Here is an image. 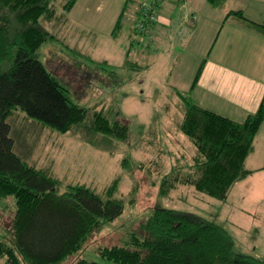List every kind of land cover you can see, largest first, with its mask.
<instances>
[{
  "label": "trees",
  "instance_id": "trees-1",
  "mask_svg": "<svg viewBox=\"0 0 264 264\" xmlns=\"http://www.w3.org/2000/svg\"><path fill=\"white\" fill-rule=\"evenodd\" d=\"M75 1L65 0L58 7L57 0H0V200L11 197L14 204L12 240L0 239V256L9 264H62L81 250L91 232L124 209L123 199L115 195L118 175L100 194L83 183H66L50 164L38 167L28 160L34 148L31 135L38 139L47 126L110 154L117 151L118 141H126L130 135L115 103L80 104L40 57L41 45L60 37L69 52L85 60L81 52L85 47L76 36L72 40L75 26L67 15ZM207 1L218 5L222 0ZM126 2L111 30L114 38L122 29ZM230 14L244 17L240 9L229 10L226 17ZM137 21L134 33L138 32ZM255 23L264 32V22ZM65 27H71V33ZM146 31L138 33L147 35ZM144 38L139 39L141 43ZM96 63L106 67L98 68L106 70L111 89L127 81L110 69L108 61ZM203 63L204 59L190 84L191 91ZM124 68L142 67L125 58ZM178 96L182 114L178 129L194 151L189 161L172 165L162 175L158 192L167 195L178 184H188L225 199L233 184L253 171L245 160L264 121V100L243 120H235ZM19 111L24 112L21 118ZM141 229L143 235L133 234L127 245L101 248L100 261L80 258L72 264H264V256L238 251L224 226L186 211L155 207Z\"/></svg>",
  "mask_w": 264,
  "mask_h": 264
},
{
  "label": "rangeland",
  "instance_id": "rangeland-1",
  "mask_svg": "<svg viewBox=\"0 0 264 264\" xmlns=\"http://www.w3.org/2000/svg\"><path fill=\"white\" fill-rule=\"evenodd\" d=\"M64 1L57 0L58 7ZM125 1H75L77 4L73 5L74 9L67 15L80 22V26L95 23L89 13L95 14L96 18L97 15L103 16V21L93 29L95 36L90 33L84 37L86 34L83 32L84 44L89 45L81 48L85 60L69 52L66 42L60 37L44 42L39 49L41 59L69 86L72 96L80 104L89 106L95 101L115 103L121 109L130 132L126 141H118V149L113 154L96 149L69 132L59 133L49 126L41 131L38 139L31 135L34 148L28 160L34 161L38 167L50 164L56 176L63 177L66 183H83L102 194L112 178L116 175L119 177L115 195L124 201L123 212L91 232L81 250L62 264H72L80 258L100 261L99 251L104 246L127 245L133 234L142 236V222L158 206L186 211L215 221L232 235L238 251L263 257L264 125L258 129L254 139L255 148L245 160L246 166L253 171L237 180L225 199H217L188 184H178L167 195L158 192L162 175L172 165L181 164L183 160L189 161L193 154V144L178 129L179 118L182 116L178 109V94L194 101L189 87L203 60V56L198 54V48L194 46L205 35L215 34L221 19L219 13L217 17V12L221 9L205 2L215 14L209 15L207 7H202L197 27L192 29L189 23L188 26L186 24L185 32L188 33L190 28L189 36L195 44L191 45L188 40L184 46L180 45L171 29L157 42L149 45L145 34L134 33L137 12L146 0H127L120 36L112 39L109 16L117 10L119 3L124 4ZM164 1L161 14L179 17L183 11L182 3L179 0ZM70 28L65 27V30L70 32ZM71 34L74 36L72 40H75L76 35ZM143 38L141 43L139 39ZM127 46L129 50L126 55ZM125 58L138 62L142 68H124ZM97 60L108 61L110 69L120 72L127 81L111 89V85L107 84V72L98 68L104 66L97 64ZM18 113L20 118L24 116V112ZM138 161L145 162L140 166ZM13 214L12 198L0 200V239L7 242L12 240ZM0 264L9 263L4 256H0Z\"/></svg>",
  "mask_w": 264,
  "mask_h": 264
},
{
  "label": "crops",
  "instance_id": "crops-1",
  "mask_svg": "<svg viewBox=\"0 0 264 264\" xmlns=\"http://www.w3.org/2000/svg\"><path fill=\"white\" fill-rule=\"evenodd\" d=\"M179 2L182 3L183 10L179 13V17H174L172 14H161L165 1L160 2L158 18L147 33V40L145 38L147 44L157 42L165 36L166 31L169 32L172 29L176 40L184 46L188 40L192 41L189 36L190 28H188V33L185 32L186 24L189 23L192 29L197 27L200 9L207 7L206 12L209 15L215 14L214 10L206 6L207 0H179ZM211 6L221 9L217 12V17L219 13L221 18L218 23L220 26L216 27L218 29L215 34L205 35L202 41L194 46L198 48L199 56H203L204 63L197 84L192 89L193 100L220 114L235 120H243L264 100V32L255 23L264 22V0H222L218 5ZM73 7L69 13L74 9ZM122 8L123 4L119 3L117 10L115 9L116 11L109 16L110 35ZM233 9H240L244 17L235 14L226 17V13ZM89 14L96 24L89 22V24H84L85 26H80V22L68 16L72 26H75L76 33L74 34L77 40H81L80 44L85 48L89 45L84 44L83 38L90 33L95 36L96 32L93 29L101 20L103 21L102 15L100 17L97 15L96 18L95 14ZM217 22L218 20L215 21V26ZM80 32L82 34H78ZM83 32L86 35L82 38ZM116 38L112 36V39ZM128 50L127 46L126 52ZM263 123L264 121L259 129L263 128Z\"/></svg>",
  "mask_w": 264,
  "mask_h": 264
},
{
  "label": "built area",
  "instance_id": "built-area-1",
  "mask_svg": "<svg viewBox=\"0 0 264 264\" xmlns=\"http://www.w3.org/2000/svg\"><path fill=\"white\" fill-rule=\"evenodd\" d=\"M159 0H146L141 6V12L137 21V31H146L148 25L157 20L158 11L157 4Z\"/></svg>",
  "mask_w": 264,
  "mask_h": 264
}]
</instances>
